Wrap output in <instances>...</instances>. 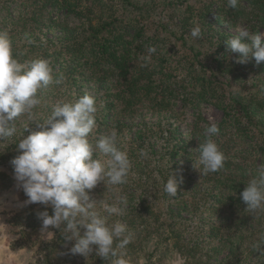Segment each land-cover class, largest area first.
Returning a JSON list of instances; mask_svg holds the SVG:
<instances>
[{
	"label": "trees",
	"instance_id": "1",
	"mask_svg": "<svg viewBox=\"0 0 264 264\" xmlns=\"http://www.w3.org/2000/svg\"><path fill=\"white\" fill-rule=\"evenodd\" d=\"M245 1V6L238 8L237 5L233 9L228 7L227 0H39L30 11V18L23 19L22 25L25 27L28 21H33L36 25L56 27L59 30L56 42H34L32 39L31 47L26 48L24 43L14 42L15 37L10 40L13 56L18 62L60 60L56 76L65 70L97 84L102 92L95 97L96 119L101 104L108 106L110 121L114 122L110 126L117 132L126 127L125 121L144 109L173 112L177 100L187 101L193 107L214 100V104L223 110V117L216 124L220 131L212 138L223 152L225 161L223 168L215 173L203 174L202 165L198 163L197 148L206 140L210 123L201 113L196 114L197 120L189 131L192 147L189 153L200 181H193L191 187L188 185L189 193L185 198L160 201L162 207L154 200L140 198L123 208L124 201L116 197L121 191L115 186L110 188L109 197L103 200L123 208V214L113 215V220L125 224L128 232L130 229L134 232L138 226L139 234L134 235L124 249L132 250L137 242L139 245L148 238L155 239L154 249L145 253L149 258L161 243L172 240L187 264H264V245L257 247L264 241V207L255 211L246 209L240 195L257 170L264 166V127L260 126L264 125V62L257 64L250 58L247 63H237L239 54L234 55L227 48L223 50L219 38L211 41L212 37L193 38L190 34L194 25L201 29L206 24L205 18L215 2L216 11L224 8L220 23L236 24L242 20L250 32H264V0ZM44 10L47 15L43 14ZM155 10L160 11L152 15ZM59 11L63 14L59 15ZM13 23L9 30L18 24ZM3 31L6 27L0 28V32ZM169 41L173 45L166 50ZM149 46L155 47L156 52L149 54ZM145 57L150 58L146 60ZM249 70L253 73L250 85L242 86L243 92L233 90L230 81L240 78L244 71L245 77ZM217 75H224L225 80L217 81ZM252 87L253 91H250ZM40 99L43 105L44 98ZM145 132L146 129L139 131L133 139L134 146L126 150L131 168H137L140 179L154 146L143 138ZM236 136L259 138L252 143L260 154L258 164L246 162L250 151L232 150L234 144L231 143L236 141ZM12 144L13 140L5 147L6 151ZM141 150L147 152V156L142 157ZM19 154L17 151L1 152L0 159L8 158L11 163ZM166 182L163 179L159 183L161 187L158 185L163 196L167 194L164 192ZM123 185L124 188L128 186ZM188 209L200 214L206 211L211 216L184 239L182 230L188 227V217L181 213ZM44 210V205L30 210L29 218L32 219L29 220L32 221L28 225L35 227L42 221L38 213ZM47 211L52 214L50 206ZM49 228L55 235L51 243L61 239L68 246L74 244V241L65 240L63 228ZM69 250L70 264H85L78 263ZM85 258L93 260L94 264H110L111 261L98 257L95 251Z\"/></svg>",
	"mask_w": 264,
	"mask_h": 264
},
{
	"label": "clouds",
	"instance_id": "2",
	"mask_svg": "<svg viewBox=\"0 0 264 264\" xmlns=\"http://www.w3.org/2000/svg\"><path fill=\"white\" fill-rule=\"evenodd\" d=\"M227 5L235 9L238 0H227ZM236 31L238 35L226 41L227 49L239 54L236 62L247 63L250 58L257 64L264 62V33L254 34L246 28ZM190 34L200 38V27H194ZM147 51L152 54L156 48L149 46ZM52 73L46 59H34L28 64L18 62L13 56L8 32H0V140L16 134V122L22 116L32 120L38 129L27 136L23 134L16 143L20 154L11 161L14 179L27 197L26 204L45 206L38 213L44 229L63 228L65 240L74 241L69 250L71 254L88 256L95 251L103 260L114 258L115 264H126L118 249L126 248L132 235L125 224L120 221L109 224L107 216L94 210L97 202L91 198L90 190L101 182L113 186L125 184L131 168L130 158L117 146L114 133L101 136L94 144L90 142L98 111L94 96L84 94L75 102H58L45 120L33 119L34 109L41 103L37 93L53 83H61L60 79L54 80ZM219 131L215 123L210 124L206 140L197 148L203 174L215 173L224 166L225 156L212 138ZM97 152L108 157L106 162L94 158ZM140 155L147 156V152L141 150ZM182 182V176L178 180L171 172L164 192L176 196ZM240 195L246 209L255 211L264 207V166L257 170ZM101 203L108 216L123 214V209L116 204ZM48 206L52 209L51 215ZM262 245L264 241L257 247Z\"/></svg>",
	"mask_w": 264,
	"mask_h": 264
},
{
	"label": "rangeland",
	"instance_id": "3",
	"mask_svg": "<svg viewBox=\"0 0 264 264\" xmlns=\"http://www.w3.org/2000/svg\"><path fill=\"white\" fill-rule=\"evenodd\" d=\"M215 3L211 6L210 13L205 18L206 24L201 27L203 31L201 32V37H212L209 39L211 41L219 38L224 50V48H227L226 41L238 35L236 29L246 28V25L242 20H239L236 24L234 22L220 23V17L224 14V8L216 11ZM38 4L39 0H0V28L6 27L10 40H13L12 37H15L14 42L24 43L26 48L31 47L29 43L32 39L34 42H45L47 40L51 41V43L56 42L59 35V30L56 27H48L46 24L36 25L33 21H28L25 27L22 25L23 19L30 18V11ZM245 5V0H238V8ZM159 11H153L152 15H157ZM43 14L47 15V10H44ZM58 14H63V12L59 11ZM12 22H14L13 24H18L14 25L12 30H9V27H11L10 23ZM194 27L197 26L194 25ZM176 43L178 45V42ZM170 45H173L172 42H166L165 49L167 50ZM34 51L35 49H33ZM232 53L235 55L234 52ZM30 61L26 60L22 64H28ZM59 64L60 60H56L50 63V66L53 69L54 80L60 79L61 83H53L48 88L40 90L37 93L39 98L44 99L43 105L40 103L34 109L33 119L36 121L45 120L58 102H75L84 94L96 97L102 92L97 84L89 81L85 76H79L77 73H69V71L63 70L56 76ZM243 73L240 78L230 81L233 90H242L243 92L244 88L242 86L246 88L250 85V78L253 76V73L249 70L245 77ZM215 79L217 81H224L225 77L224 75H217ZM249 90L253 91V87ZM213 101L193 107L187 101L177 100L173 105V112H152L149 109H144L140 114L125 121L126 127L118 132L110 126L114 122L113 120L110 121L111 112L109 114L108 106L101 104L99 107L100 113L96 119V127L89 135L91 143L94 144L103 135L114 133L116 143L121 144V146H117L119 148L123 147L122 150L126 151L127 147L134 146L132 145L133 139L140 134L139 131L146 129L143 138L154 145L150 152V161H145L147 164L142 171L143 177L139 178L137 168L133 166V169L130 168L127 177V188H124L123 184L115 186L117 191H121L116 197L124 201V205L121 207L127 208L130 203L140 201V198L154 200L158 207H162L160 201L166 199L176 201L177 198H185L186 194L189 193L188 189L192 186L193 181H200L198 174H196L197 169L195 163H193L194 159L189 153L192 152L189 131L192 124L197 120V112L201 113L210 124H218L220 122L223 117V110L214 104L215 102ZM260 126L264 127L262 124ZM25 127H28V131L24 132ZM16 128L17 131L13 137L0 140V153L17 151L16 143L19 142L22 135L27 136L31 131L38 130L35 128L33 121L26 116H22L17 120ZM160 128L164 129V131H160ZM228 129L229 127H227ZM11 140H13V144L6 151L5 147H9L8 143ZM258 140V137L252 139L250 137L237 138L236 136V141L231 143L234 144L232 150L234 151L236 148L240 149V151H250L251 154L245 160L250 165H256L260 161V154L255 150V146L252 147V143ZM17 153L19 152L17 151ZM94 158H98L102 162H106L108 159V157L99 152H97ZM140 166L142 167L141 163ZM171 172L178 180L182 176L183 182L179 184L176 196L173 197L167 194L163 196L158 185L160 186L159 183L163 179L168 180ZM1 173H6V175L2 176ZM146 183L148 187L145 186ZM111 187L113 185L101 182L96 188L90 190L91 198L97 202L94 210L102 216H107L109 224L116 221L113 220V215L108 216L106 211H104L101 201L105 202L103 198L109 197ZM26 200V195L22 188L17 186V182L14 179L13 165L9 162L8 158L0 159V264H70L71 258L68 257V249L72 246L61 242V239L51 243L52 238L55 237L54 232L50 228L45 230L42 221L36 223L35 227L28 225L32 221L29 220L32 219L29 218L30 210L37 209L41 204H26ZM181 215L188 217V227L185 226L182 230V237L184 239H188L192 233L196 232L195 227H201L211 216L206 211L200 214L190 212V209H188V212H182ZM176 221H180L179 218H176ZM132 232V229L128 232L132 235V238H134V235L139 234L138 226H135V231ZM154 240L148 238L143 240L141 244L139 243V245H137L138 242L135 243V249H118V252L122 254V258L125 259L126 264H187L185 258L180 255L177 246H174L175 244L172 240L161 243L158 249L148 258L145 253L151 252L154 249ZM140 245L141 248H139ZM7 246H9L10 251H5ZM70 255L75 257V259L77 258L76 261L78 263L82 261L85 264H94L93 260H87L86 256H81L80 254L73 255L71 253ZM110 264H115L114 258L111 259Z\"/></svg>",
	"mask_w": 264,
	"mask_h": 264
},
{
	"label": "crops",
	"instance_id": "4",
	"mask_svg": "<svg viewBox=\"0 0 264 264\" xmlns=\"http://www.w3.org/2000/svg\"><path fill=\"white\" fill-rule=\"evenodd\" d=\"M5 251H10L9 246L6 247Z\"/></svg>",
	"mask_w": 264,
	"mask_h": 264
}]
</instances>
